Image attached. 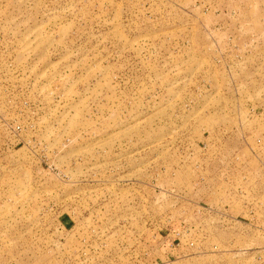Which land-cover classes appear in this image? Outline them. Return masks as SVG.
I'll return each mask as SVG.
<instances>
[{
  "label": "rangeland",
  "instance_id": "374dc122",
  "mask_svg": "<svg viewBox=\"0 0 264 264\" xmlns=\"http://www.w3.org/2000/svg\"><path fill=\"white\" fill-rule=\"evenodd\" d=\"M0 264H264V0H0Z\"/></svg>",
  "mask_w": 264,
  "mask_h": 264
},
{
  "label": "built area",
  "instance_id": "2783aa9c",
  "mask_svg": "<svg viewBox=\"0 0 264 264\" xmlns=\"http://www.w3.org/2000/svg\"><path fill=\"white\" fill-rule=\"evenodd\" d=\"M23 128V123L22 122H17L13 126L10 127L11 131L15 133H19L22 131Z\"/></svg>",
  "mask_w": 264,
  "mask_h": 264
}]
</instances>
